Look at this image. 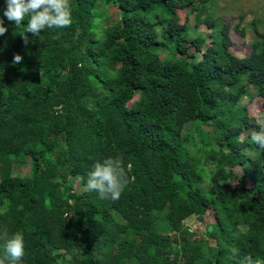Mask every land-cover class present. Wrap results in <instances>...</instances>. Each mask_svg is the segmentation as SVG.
I'll return each mask as SVG.
<instances>
[{"label": "trees", "instance_id": "16d2710c", "mask_svg": "<svg viewBox=\"0 0 264 264\" xmlns=\"http://www.w3.org/2000/svg\"><path fill=\"white\" fill-rule=\"evenodd\" d=\"M209 1L70 0L72 27L27 45V18H4L0 237L23 234L19 264H236L233 246L264 260V149L242 104L251 87L264 107V33L234 55ZM107 157L128 177L117 201L86 190ZM205 213L202 233L184 224Z\"/></svg>", "mask_w": 264, "mask_h": 264}, {"label": "clouds", "instance_id": "9594fccd", "mask_svg": "<svg viewBox=\"0 0 264 264\" xmlns=\"http://www.w3.org/2000/svg\"><path fill=\"white\" fill-rule=\"evenodd\" d=\"M2 17H0V36L7 32L4 26V18L16 26L23 24L27 18L26 28L20 33L25 45L29 43L30 35L38 36L45 29L72 27V7L70 0H5ZM81 29H75V37L78 38ZM21 54H15L13 63H21ZM255 128L250 131V141L260 149H264V116L253 115ZM258 129V130H257ZM240 143H244V134L240 136ZM128 183L127 173L123 161L119 157H107L103 161H97L93 170L88 173L86 190L95 191L100 199L117 201L121 197ZM4 250L7 264H19L25 255L24 236L16 232L8 237L5 233ZM230 259L236 260V264H264L260 258L253 259L251 255L240 257L237 247L228 249ZM5 259H0V264H5Z\"/></svg>", "mask_w": 264, "mask_h": 264}, {"label": "rangeland", "instance_id": "374dc122", "mask_svg": "<svg viewBox=\"0 0 264 264\" xmlns=\"http://www.w3.org/2000/svg\"><path fill=\"white\" fill-rule=\"evenodd\" d=\"M210 8L215 7V12L221 16L223 22L229 25V37L232 39L230 50L238 57H248L252 52V43L260 40L262 36L255 33L256 27L259 33H264V0H210L207 4ZM181 20L187 19L192 25L193 14L179 12ZM202 33H209V28L203 23L198 27ZM243 32V33H242ZM249 96L245 97L242 104L246 106L248 113L253 115L264 116L263 99L256 95L255 91L249 87ZM137 98V97H135ZM134 98V99H135ZM206 129V128H205ZM29 170L28 165H18L16 173L25 174ZM241 167H236L239 172ZM77 189L81 190L82 186L79 179L75 181ZM205 213L204 218L196 216L188 218L184 224L192 231L196 230L202 233L205 228L203 221H211V215ZM214 244V243H212Z\"/></svg>", "mask_w": 264, "mask_h": 264}]
</instances>
